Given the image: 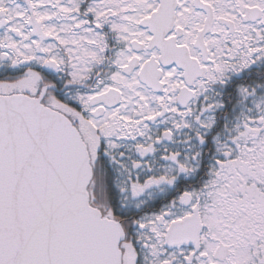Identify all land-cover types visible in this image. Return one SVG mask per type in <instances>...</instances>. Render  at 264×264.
<instances>
[{
    "label": "snow or ice",
    "instance_id": "1",
    "mask_svg": "<svg viewBox=\"0 0 264 264\" xmlns=\"http://www.w3.org/2000/svg\"><path fill=\"white\" fill-rule=\"evenodd\" d=\"M0 264H264V0H0Z\"/></svg>",
    "mask_w": 264,
    "mask_h": 264
}]
</instances>
